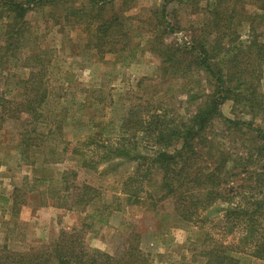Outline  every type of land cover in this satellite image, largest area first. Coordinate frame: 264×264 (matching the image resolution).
<instances>
[{
  "label": "rangeland",
  "instance_id": "374dc122",
  "mask_svg": "<svg viewBox=\"0 0 264 264\" xmlns=\"http://www.w3.org/2000/svg\"><path fill=\"white\" fill-rule=\"evenodd\" d=\"M257 7L249 0H114L99 12L87 0H53L29 8L22 37L10 32L17 27L5 28L10 19L0 9V254H36L68 232L87 251L122 264H206L203 252L215 246L238 247L233 256L243 258L239 264H264L248 257L249 246L241 249L244 227L223 233L221 220L228 206L259 192L255 171L264 170V151L256 134L221 118L209 121L205 136L211 149L202 153L228 158L221 186L233 199L188 223L174 213V200L160 189L162 172L148 160L166 148L173 153L181 142L154 145L155 136L143 129L145 120L172 122L171 127L188 122L213 98V82L197 67L195 55L172 49L189 47L202 36L211 40L204 24L214 12L223 14L217 30H236L247 45L250 18L261 13ZM100 16L124 24L125 52L100 58L86 47L92 42L86 24ZM162 53H173L181 63L166 64L164 74ZM256 89L264 103V69ZM40 94L45 100L33 120L20 108ZM220 113L264 133V110L250 109L246 101L230 97ZM137 120L141 125L135 126ZM120 138L130 146L135 140L146 160H102ZM204 159L209 173L216 163ZM147 168V177H139ZM84 186L94 193L85 195ZM259 227L264 237V218Z\"/></svg>",
  "mask_w": 264,
  "mask_h": 264
},
{
  "label": "trees",
  "instance_id": "16d2710c",
  "mask_svg": "<svg viewBox=\"0 0 264 264\" xmlns=\"http://www.w3.org/2000/svg\"><path fill=\"white\" fill-rule=\"evenodd\" d=\"M53 0H25L19 2L17 0H5L0 3V9H4L10 23L5 24L7 30L17 27L18 30H12L16 36L22 37L25 32L27 22L25 15L29 8L39 3H51ZM88 6L98 7L99 12L104 11V7L112 5L114 0H87ZM209 1V0H205ZM252 4H256L260 14H252L250 18L251 41L245 45L238 41L239 35L236 30H217L220 26L219 22L223 18L221 13L214 12L215 18L210 19L204 24L206 30L204 34L212 39H206L204 36L198 38L189 47L176 46L172 51H179L182 56L195 55L197 67L202 68L213 82L215 87L213 98L207 109L198 111L188 122L169 126V123L156 120L153 122H143L144 131L149 136H155L154 145L173 146L176 142H181L179 148H174L173 153L164 151L157 152L155 157L149 160L151 165H155L162 172L161 191L167 198L174 200V213L185 222H192L193 218L198 214L212 208L217 202L225 204L233 199L226 197L222 183L223 172L228 163V158H217L216 156H208V153H202L204 148H209L210 141L205 136L207 124L213 117L221 118L224 122L231 126L242 127L245 130L253 131L262 141L264 151V133L259 127L240 121H232L222 116L220 113L221 104L228 98L233 97L238 104L248 103L250 109L264 110L263 101H258L257 84L261 79L264 69V0H249ZM91 8V9H92ZM164 9L162 10V14ZM98 22L92 24L87 23V33L92 37L86 47L96 50L97 56L121 54L125 52L129 41L121 42L122 37L128 39V32L124 28V24L117 17L111 19H103L97 17ZM101 19H103L101 21ZM226 20V19H225ZM224 20V21H225ZM228 19V21H230ZM208 23V24H207ZM93 25L94 30H89ZM167 26V23H164ZM168 28V26H167ZM257 28H261V32H256ZM215 29V30H214ZM29 32V30H27ZM172 31V30H169ZM261 38V40H260ZM94 42V43H93ZM121 45L120 48H116ZM108 47V50H104ZM169 49V47H167ZM170 50V49H169ZM171 55L162 53L163 72L166 74V64L176 67L181 62ZM218 59L216 63L215 59ZM212 61V62H211ZM191 62H194L191 60ZM168 66V67H169ZM177 68V67H176ZM33 77L28 80L31 81ZM234 81V82H233ZM234 83V86H230ZM228 85V86H227ZM45 100L44 94L36 96V98H27L25 104L21 106L22 112L32 116L33 120L38 118V110L41 108ZM160 116H155V118ZM152 118V116H151ZM141 125V120H137L135 126ZM136 129H134L135 131ZM136 141L132 143V147L125 138H120L117 146L108 148L106 156L102 160L113 157L128 158L139 161L146 160L144 156L137 153ZM85 146V145H84ZM133 153V155H131ZM207 156L216 166L206 173L203 163ZM148 163V162H146ZM148 164V166H151ZM205 169V170H204ZM256 181L258 182L259 192H254L251 199L244 204L227 207L222 212L221 220L225 222L224 232L233 228L244 227L247 236L244 238L242 248L250 247L247 252L253 259H264V237L262 236L263 227L259 229L261 218H264V170L262 173L255 171ZM148 175V168L144 174L139 177L145 178ZM224 183V182H223ZM257 189V190H258ZM85 195L94 193V189L84 186ZM234 190H231L233 192ZM261 193V198L256 194ZM256 195V196H255ZM85 203L90 202V198L84 200ZM79 202H83L80 200ZM259 217V220L257 218ZM253 244V246L251 245ZM252 249V250H251ZM238 247L231 246H215L207 248L203 252L206 258V264H239V258L233 256V253L239 254ZM0 264H122L114 258L102 254L97 251H87L82 241L73 233L62 232L57 240L45 249L36 254H0Z\"/></svg>",
  "mask_w": 264,
  "mask_h": 264
}]
</instances>
